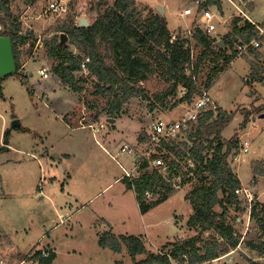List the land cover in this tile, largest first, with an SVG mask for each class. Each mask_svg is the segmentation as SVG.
Masks as SVG:
<instances>
[{
    "label": "rangeland",
    "instance_id": "obj_1",
    "mask_svg": "<svg viewBox=\"0 0 264 264\" xmlns=\"http://www.w3.org/2000/svg\"><path fill=\"white\" fill-rule=\"evenodd\" d=\"M50 1L29 4L26 0H11V9L20 18L23 33L34 31L38 40L33 48L30 43L20 48L21 77L12 74L0 80V264L43 263V250L53 254L51 264H135L147 254L133 259L126 247L116 252L101 246L100 235L108 231L116 237L142 235L147 248L159 253L168 241L183 234L187 237L196 234V230L187 226L193 211L186 198L190 186L173 192L166 201L143 212L134 190L119 178L124 174L123 166L131 170L135 165L128 153L121 152L123 143H134L142 124L158 116L176 118L184 107L172 108L169 99L158 100L170 82L155 73L136 85L141 96L131 98L123 108L124 111L129 108V114L139 121L122 114L114 127L109 115L103 112L107 98L97 94L95 77L87 70L80 73L86 82L84 90L75 93L53 73L56 60L47 55L45 41L67 34L58 29L70 14L74 19L85 17L89 22L93 18L79 12L76 0H66L68 15L49 16L44 10ZM200 1L205 2L136 0L144 14L163 6L173 35L178 32L183 35L188 28L200 25L197 12ZM221 1L222 10L218 5L208 7L216 15V30L210 33L216 38L228 31L232 18L239 13L230 0ZM233 1L264 26V0H255L252 5L251 0ZM187 8L192 9L191 15H183ZM72 50L79 55V50L73 47ZM101 50L106 51L104 47ZM257 50L261 53L258 59L250 51L234 58L209 91L219 107L234 112L222 134L224 140L235 134L240 140L239 156L231 162L233 170L244 186L254 189L256 202L264 203V80L251 75L253 62L263 65L264 73V38ZM43 67L50 70L48 78L38 72ZM209 69L210 66L202 73L200 82L205 80ZM26 76L28 84L22 80ZM15 119L20 121V127L11 128ZM80 120L91 122L98 130L96 135L90 127H77ZM100 122L104 124L102 128ZM7 129L8 143L4 139ZM106 134L108 137L104 138ZM187 136L183 139H188ZM245 142L247 152L243 150ZM3 145L9 148L3 149ZM245 213L240 212L242 221L237 224L241 238L260 237L262 231L257 220L246 223ZM233 216L235 212H231L230 217ZM252 258L258 259L257 253L245 250L242 245L217 263L212 260L206 264H251Z\"/></svg>",
    "mask_w": 264,
    "mask_h": 264
},
{
    "label": "trees",
    "instance_id": "obj_2",
    "mask_svg": "<svg viewBox=\"0 0 264 264\" xmlns=\"http://www.w3.org/2000/svg\"><path fill=\"white\" fill-rule=\"evenodd\" d=\"M26 1L34 4L39 0ZM76 2L80 7L79 12L91 15L92 21L88 26H79L74 15L70 14L58 29L67 33V44H62L58 36H53L45 41L47 55L56 60L53 73L78 94L84 90L83 83L86 82V77L80 74L83 72L81 61L90 57L87 71L96 79L97 94L106 96L107 105L103 112L111 118L121 117L125 113V104L131 98L141 96L136 85L155 73L170 82L158 100L169 99L172 108L180 102L191 101L198 88L197 81L200 82V76L206 68L210 66L205 80L200 84L210 89L217 76L238 56V44L249 43L255 39L261 43L264 38V34L261 35L248 19L234 16L228 31L221 37L223 45L219 44L218 38L204 31L199 25L193 28L190 37L177 36L172 41L173 34L167 17L158 10L144 14L136 0ZM252 4L251 2L250 5ZM212 5H218L222 9L221 0H205L200 1L198 11L208 10ZM73 10L74 5L71 12ZM22 26L19 16L11 9V0H0V36L6 35L12 39L17 64L16 75L19 77L22 67L20 48L27 43L33 48L38 40L34 31L24 34ZM72 47L79 50V55L74 53ZM102 47L105 48V53L102 52ZM248 51L253 52L256 59L261 57L257 48L250 47ZM262 66L252 63L251 75L254 79L264 80ZM22 80L28 84L27 76L22 77ZM182 87H187L189 91L177 99V92ZM233 113L219 106L215 111L205 112L198 119L196 128L188 134V139L171 148L174 154L190 156L197 164V178L186 194L194 210L187 225L196 230L195 235L167 243L162 249L165 254L151 252L142 235L116 237L108 231L100 235V245L110 247L116 252H121L126 247L133 259L139 254H147L146 258L136 261L135 264H173L169 255L179 264H183L184 254H188L191 264H206L230 253L241 243L245 250L257 253L258 259H250L251 264H264V203L257 201L252 208V219L257 220L262 231L261 236L241 242L242 236L237 230V224L242 221L238 220L241 217L240 212H245L246 209L235 192L242 183L231 163L240 153V140L237 134L229 140L222 137L224 129L233 119ZM99 116L97 114V118ZM245 122L242 127H245ZM9 138L10 130L7 129L4 132L6 143ZM146 165L147 163L143 164V167ZM159 178L157 171L146 172L138 178H122L127 187L136 193L143 212L173 193L169 192L157 201L145 199V192L152 189ZM231 212H235L234 218L230 217ZM53 258L50 252V256L44 258L42 264H51Z\"/></svg>",
    "mask_w": 264,
    "mask_h": 264
},
{
    "label": "built area",
    "instance_id": "obj_3",
    "mask_svg": "<svg viewBox=\"0 0 264 264\" xmlns=\"http://www.w3.org/2000/svg\"><path fill=\"white\" fill-rule=\"evenodd\" d=\"M237 8L238 12L235 16H241L243 19H248L252 24H254L261 35L264 34V26L253 21L246 11L233 0H230ZM69 12V4L66 0H52L47 3L44 13L49 14V16H66ZM200 12L199 26L206 32L212 33L216 30V25L214 20L216 15L211 10H202ZM192 9L187 8L184 10L183 15H191ZM78 24V17L75 19ZM224 25L227 22L223 20ZM192 30L188 28L186 31L176 33L172 37L176 39L179 37H190L192 35ZM261 46L259 40L255 39L249 43L238 44L236 47L238 50V55H241L249 50L250 47L258 48ZM90 57H85L81 61L82 70H87ZM49 68L43 67L38 70L39 74L43 78L49 77ZM198 88L194 91L191 101H184L178 103L176 106L184 107V111L176 118L165 119L162 116L155 117L149 122L148 131L144 136L140 137L135 145L129 143H123L121 151L123 153H128L135 163L133 170H128L123 167L124 175L123 177L138 178L146 172L157 171L160 178L154 182V187L145 192V199L147 201H157L163 199L169 192H175L177 190H184L187 186H190L188 192L192 189L196 180V162L190 156H179L174 154L171 150L176 144L185 140L183 139L187 134H189L193 129L198 119L209 110H217L218 103L210 94L209 88H206L203 84L197 81ZM189 89L187 87L179 88L177 92V99H180L188 93ZM103 123L99 124L102 128ZM88 127L96 131V127L93 124H89ZM243 150L248 151L247 143L245 142ZM239 154L235 158H238ZM147 163L143 167V164ZM239 199L242 201L243 206L246 208L247 223L249 224L252 219V208L256 202V193L252 187L241 186L235 190ZM208 235V233H207ZM244 240V238L241 239ZM241 248V243L232 250L234 252ZM161 254H165L162 250L159 251ZM50 256V251L43 250L42 257L48 258ZM170 256L173 264L177 262L174 258ZM184 261L183 264H191L189 261L188 254L182 255ZM178 263V262H177ZM35 264H42L41 261H35ZM179 264V263H178Z\"/></svg>",
    "mask_w": 264,
    "mask_h": 264
},
{
    "label": "water",
    "instance_id": "obj_4",
    "mask_svg": "<svg viewBox=\"0 0 264 264\" xmlns=\"http://www.w3.org/2000/svg\"><path fill=\"white\" fill-rule=\"evenodd\" d=\"M161 15L164 14V7H158L157 9ZM90 24L89 20L85 17H81L79 19L78 25L79 26H88ZM68 36L65 33L61 34V43L67 44ZM219 44L223 45L224 41L221 39L219 40ZM17 73V64L16 59L13 51L12 39L9 36L2 35L0 36V79L6 77L10 74ZM111 123L115 122V118H109ZM20 127V121L15 119L12 122L11 128ZM3 149H8V145H3Z\"/></svg>",
    "mask_w": 264,
    "mask_h": 264
},
{
    "label": "crops",
    "instance_id": "obj_5",
    "mask_svg": "<svg viewBox=\"0 0 264 264\" xmlns=\"http://www.w3.org/2000/svg\"><path fill=\"white\" fill-rule=\"evenodd\" d=\"M251 2L252 3H255V0H251ZM222 10V9H221ZM223 12V11H222ZM166 15V14H165ZM249 16V15H248ZM250 17V16H249ZM251 18V17H250ZM252 19V18H251ZM253 20V19H252ZM254 21V20H253ZM256 22V21H255ZM257 23V22H256ZM259 24V23H258ZM223 35V34H222ZM219 40L221 39V37H219L218 38ZM128 104V103H127ZM125 115L127 114L129 117H131L132 119H135V120H137V121H139L138 119H136V118H133L130 114V111H129V108H127V110L125 109ZM130 113V114H129ZM124 114H123V116H124ZM122 117V116H121ZM121 117H117V118H115V122L114 123H112L113 125H114V127L116 126V123L118 122V120H120L121 119ZM109 118H111L110 116L108 117V119ZM80 123H79V125H77V127H85V126H87L88 127V125L89 124H92L91 122H89V123H84L83 121H79ZM150 122V121H149ZM149 122L145 125V124H142V126H141V128H140V130H137V132H136V137H135V142L134 143H130V142H128V141H125L124 143H129V144H131V145H135L136 144V142L138 141V139L140 138V137H142V136H144L145 135V133L148 131V128L147 127H145V126H147L148 125V127H149ZM101 123H103V122H100V123H98V125L99 124H101ZM141 123V122H140ZM147 128V129H146ZM145 129V130H144ZM98 130L96 129V131H94V135H96V132H97ZM141 132H143L142 134H141ZM108 137V134H106L105 136H104V138H107ZM108 140V139H107ZM104 149H106L105 147H103ZM122 152V151H121ZM109 154H110V152H109ZM111 156H112V158L114 159V155H112V154H110ZM131 159L133 160V158L131 157ZM115 160V159H114ZM124 167V166H123ZM131 170H133V168L131 169ZM124 175V174H123ZM123 175L121 176V177H119L121 180H122V178H123ZM119 178H117L116 179V181L117 180H119ZM242 183V182H241ZM243 185V184H242ZM244 186V185H243ZM172 196V195H171ZM168 198H170V196L168 197ZM167 198V199H168ZM166 199V200H167ZM166 200H164V201H166ZM188 200V199H187ZM164 201H162V202H164ZM189 201V200H188ZM193 207V206H192ZM194 211V210H193ZM193 211H192V213H190V215L191 214H193ZM238 220H242V218L241 217H239L238 218ZM246 221H247V219H246ZM247 223V222H246ZM245 223V224H246ZM188 226V225H187ZM188 228L189 229H191L189 226H188ZM189 237V236H188ZM180 238H187V236L186 235H180V236H178V238L177 239H180ZM177 239H175V240H177ZM145 240H146V238H145ZM174 240V241H175ZM170 242H173V241H168L167 243H170ZM166 243V244H167ZM235 252V251H234ZM234 252H230V253H228V254H226V255H224V256H222V257H220V258H217V259H215V260H213L214 261V263H217L218 261H220V260H222V259H224V258H226L227 256H229V255H232ZM229 264H231V263H229Z\"/></svg>",
    "mask_w": 264,
    "mask_h": 264
}]
</instances>
